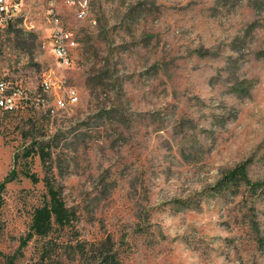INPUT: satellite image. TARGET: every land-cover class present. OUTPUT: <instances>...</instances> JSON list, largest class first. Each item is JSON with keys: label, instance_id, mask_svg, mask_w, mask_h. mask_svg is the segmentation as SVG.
I'll return each instance as SVG.
<instances>
[{"label": "rangeland", "instance_id": "obj_1", "mask_svg": "<svg viewBox=\"0 0 264 264\" xmlns=\"http://www.w3.org/2000/svg\"><path fill=\"white\" fill-rule=\"evenodd\" d=\"M74 1L70 67L47 0L0 27V76L25 86L0 109V264H81L71 247L108 237L122 264H264V0ZM241 164L263 187L215 195ZM50 188L72 222L20 248Z\"/></svg>", "mask_w": 264, "mask_h": 264}, {"label": "trees", "instance_id": "obj_2", "mask_svg": "<svg viewBox=\"0 0 264 264\" xmlns=\"http://www.w3.org/2000/svg\"><path fill=\"white\" fill-rule=\"evenodd\" d=\"M33 180V175H29ZM15 174H9L5 182L0 183V207L3 205V193L8 182L15 180ZM245 186L252 191H256L263 187V183L253 182L247 172V165L241 164L230 170L225 176L217 182L213 188L216 195H223L225 193L238 194L240 188ZM49 200L39 208H36L29 230L25 237L21 239L20 248L29 244L35 237H45L54 228L55 225L64 227L70 225L72 222V213L66 207L62 198L61 192L57 189L50 188L48 191ZM87 242H78L71 247L74 251L73 258H76L75 252L81 255V264H122L119 259L118 251H116V243L110 237L100 241L99 243H92L89 246Z\"/></svg>", "mask_w": 264, "mask_h": 264}, {"label": "built area", "instance_id": "obj_3", "mask_svg": "<svg viewBox=\"0 0 264 264\" xmlns=\"http://www.w3.org/2000/svg\"><path fill=\"white\" fill-rule=\"evenodd\" d=\"M24 0H0V27L9 26L18 18L20 13V6ZM57 0H47L48 2V17L52 25L51 39L52 49L56 54L58 60L70 67L72 65V49L77 46V42L73 39L61 25L59 13L57 10ZM73 1L74 0H67ZM74 4V3H73ZM80 5V16L85 17L88 12L86 4ZM24 85L23 81H18L17 78L12 76H0V109L6 112H13L20 107L24 98ZM42 88L45 93L51 89L57 90L58 88L48 79H43ZM56 105L59 109H67L68 106H73L78 102L77 92L73 89L67 90L64 93L56 91Z\"/></svg>", "mask_w": 264, "mask_h": 264}]
</instances>
